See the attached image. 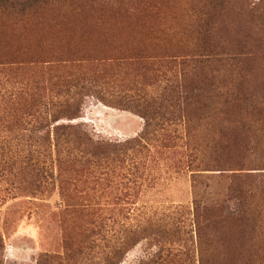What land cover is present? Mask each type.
I'll return each mask as SVG.
<instances>
[{
    "label": "rangeland",
    "instance_id": "obj_1",
    "mask_svg": "<svg viewBox=\"0 0 264 264\" xmlns=\"http://www.w3.org/2000/svg\"><path fill=\"white\" fill-rule=\"evenodd\" d=\"M71 7L114 11L112 24L135 17L146 37L111 48L0 51L14 87L31 81L13 104L0 99V137L18 161L0 177V264H38L44 254L68 264H232L251 251L264 261V171L248 179L246 207L230 179L240 149L264 164V106L248 115L264 94V0H0V45L123 37L73 14L14 30L38 9L47 19ZM184 60L202 63L188 73ZM81 70L95 73V88L81 95L78 117L54 125H80L90 141L28 125L37 107L52 120L42 102L56 100L58 87L47 79ZM178 79L188 85L183 102ZM143 114L151 127L141 140ZM243 115L249 126L238 122ZM134 140L144 147L118 150ZM29 150L35 164L23 161Z\"/></svg>",
    "mask_w": 264,
    "mask_h": 264
},
{
    "label": "trees",
    "instance_id": "obj_2",
    "mask_svg": "<svg viewBox=\"0 0 264 264\" xmlns=\"http://www.w3.org/2000/svg\"><path fill=\"white\" fill-rule=\"evenodd\" d=\"M24 6H20V8H23ZM47 8L46 9H38L36 13L32 18L30 23L22 26L21 28L14 29L10 27L4 20L3 23L14 29V30H23L31 27H37L44 25L49 22H54V20L62 15H67V14H73L74 16H79V17H85L88 16L89 20L96 26H104L102 24H105L106 22L107 25H112V29L119 30L120 33L123 35V37H115L112 36L109 38L106 44L100 45L95 41H92L90 44H84L80 43L79 41H74V42H65L62 37L57 38L56 40L46 42L43 45L37 46V47H32L31 45H25L22 47H14V48H4L2 45H0V51L2 52H18V51H23L25 50H30L32 51L33 48H40L38 50H42L45 48H51V47H65V48H111L114 47L116 44L115 43H124L126 42L130 36L135 37V35H140V41L144 39L146 36L144 34H141V28H138L134 24V17L131 21V23H126V22H121V21H116L115 23H111L112 18L114 16H117L118 13H115L114 11L108 10V11H93L90 9H83L79 7H71L68 10H64L61 12H57L56 14L52 13L51 17L46 19V14H47ZM35 12V11H33ZM122 14L125 15L124 12ZM126 16V15H125ZM128 18H132L129 16H126ZM133 26L135 28H133ZM128 28V29H127ZM149 29V28H148ZM149 33V32H148ZM175 63V59H171L168 63L165 64V69H167L166 66L169 67L170 70H173L172 64ZM202 61L199 60H191V61H182V66L185 67L187 66L189 68L188 73L195 69L199 64H201ZM68 69V68H67ZM70 70H75V68L70 67ZM10 70V68H6L4 66L0 65V99L8 98L11 100V104H13V100L16 99L18 96L20 98H23L22 96L27 93V86L31 81L25 80V81H18L17 86L16 85V80H10L8 78V73L6 71ZM46 70H49V68H46ZM187 73L181 74V78H183L184 75ZM48 83H54L53 86L58 87V92H56V100H51L48 99V103L42 102L43 107H53V110L56 109V113H59V116H56L55 114L53 115V110L51 111V121L47 119V116H44V112L39 111V107H37V110H33L32 113H28V115L31 117V120L27 122L28 125L35 126L39 125L42 129L44 127H48L50 125H53V130L60 129L62 130L66 136H69L70 134L74 135V138H79L78 134H83V143L84 140L90 141L89 139L86 138V132L81 128L80 125H74V124H60V125H54V121L57 119H73L75 117L79 116L81 107H80V99L81 95L84 93H91L93 91V88H95L94 82H95V73H90L87 70H81L79 73H72L71 75L67 76H57L53 79H47ZM10 83L12 87H3L4 85H7ZM24 86L25 90H22L20 87ZM188 85L184 82L183 79L177 81L176 87L178 88L177 91V99L180 101H184L186 99V91L185 88ZM3 87V88H2ZM20 88V90H19ZM260 99L257 101L253 107L250 108V115L251 119L254 117V114L251 112L256 110V107L264 106V94H260L258 96ZM19 98V97H18ZM40 100V99H39ZM39 100L37 101V106H39ZM204 103V102H203ZM208 101L206 100L205 103L203 104V107L208 108ZM146 123L143 126L142 133L140 135V139H145L146 138V133L149 131V128L151 127V123L147 122V119H149V115L143 114ZM229 119V118H228ZM238 122L244 126H249L251 124V119L249 120L248 116L243 115L242 117L238 118ZM50 128V127H49ZM8 131V129H7ZM85 137V138H84ZM42 143H45L46 138H41ZM132 143L135 144V146H129L127 147V144L123 145H117L120 146L118 150H123L127 148H135L137 149H142L144 146L140 143V141L134 140ZM102 143L96 142L94 147H93V152H99L100 148L102 147ZM108 146L113 147V149H116L117 147L114 144H109ZM126 146V147H125ZM228 148V147H225ZM9 149V148H8ZM7 147L3 144V141L1 140L0 137V177H3V175H11L13 167H16L17 162L15 158V153L13 151L8 150ZM103 151V150H102ZM240 152L243 154L242 160H239L236 164H232V170L230 179L234 183L233 188L238 189L240 191L239 198L241 202L244 204V207H246L248 204L252 203L254 199V192L252 190H248L245 188L248 179L250 178H255L256 175L253 173H256V171L253 170H263L264 171V164H260L262 160H257L254 157H252L254 150H251L250 148L245 147L244 149H240ZM249 152L251 155H249ZM23 161L27 163H32L35 164L36 160L32 156V152L27 151L26 155L23 157ZM257 161V162H254ZM43 172V171H42ZM46 172V171H45ZM44 172V173H45ZM244 212L247 214H250L252 210H245L243 208ZM253 214V213H252ZM250 215V217L252 216ZM248 247L249 244H248ZM90 249V248H89ZM120 253L117 249V253ZM252 252V251H251ZM251 252L247 253V259L240 261V263L233 262L232 264H264V261L262 259H257L255 257L252 258ZM38 264H68L64 257H60L57 255H49V254H44L38 259ZM76 264V263H74ZM106 264H116V262L112 261L111 259L106 261ZM119 264V263H118ZM226 264H231V262L226 263Z\"/></svg>",
    "mask_w": 264,
    "mask_h": 264
}]
</instances>
